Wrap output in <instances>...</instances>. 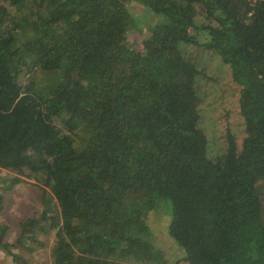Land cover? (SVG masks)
Wrapping results in <instances>:
<instances>
[{
  "label": "trees",
  "instance_id": "1",
  "mask_svg": "<svg viewBox=\"0 0 264 264\" xmlns=\"http://www.w3.org/2000/svg\"><path fill=\"white\" fill-rule=\"evenodd\" d=\"M0 171L38 188L16 264H164L161 211L175 264H264V0H0Z\"/></svg>",
  "mask_w": 264,
  "mask_h": 264
},
{
  "label": "rangeland",
  "instance_id": "2",
  "mask_svg": "<svg viewBox=\"0 0 264 264\" xmlns=\"http://www.w3.org/2000/svg\"><path fill=\"white\" fill-rule=\"evenodd\" d=\"M143 9L144 8L138 3H131L128 5V11L135 19L141 17ZM137 24H139L140 26L137 27L135 37H143L142 34L144 32L146 33L148 31L147 28L155 24V21L151 20L150 15H147L144 22ZM130 42L135 49L140 48L141 41H138V39ZM213 72L216 75L215 80H217V82L215 81V88L219 89V91L222 89L221 85L223 83L231 86L236 91L239 89L232 82L231 78L229 77V71L224 66L217 67ZM211 99L214 101V97H212ZM231 104L232 101L230 100V104H226L224 108L232 109ZM210 121V123H207L209 125V136H213V130V132H215L216 134V138H221V134L224 129L226 127H229L227 126L229 125V122L231 124H234V122L236 121V117L233 116L232 111H230V113H228V115H226L225 117L222 115V118L220 119L218 125L214 123L211 118ZM231 127L235 128L236 126ZM231 132H236V129H233ZM10 178H12V176L4 171H0V190L3 197L2 207L0 209V224L4 223L5 234L3 238L5 241L11 240L12 236H14L19 222H23L28 218L34 217L36 212L38 211V208H40V205H38V188L34 180L24 179V183H19L12 187L4 186L5 184H7L8 180H10ZM257 188L259 191L264 192V181L259 183ZM161 213L164 215L163 211H161ZM163 215L156 213L150 218L151 226L156 234L154 237V243L163 255L164 264H175L176 260H180L184 254L183 250L179 247L177 248L164 232V221H167V218L170 220V218L168 215H166V217ZM0 235H2L1 231ZM41 240L43 241V247L36 250L34 253L30 254L17 248H11V251L13 255L21 257L28 264H52L50 258L51 238L44 236L41 238ZM0 264L16 263L15 259H13L10 255H5L2 251H0Z\"/></svg>",
  "mask_w": 264,
  "mask_h": 264
}]
</instances>
